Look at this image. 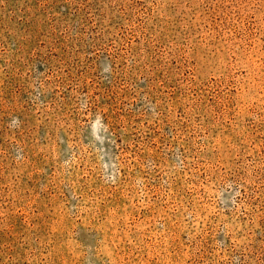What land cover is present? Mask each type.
Returning a JSON list of instances; mask_svg holds the SVG:
<instances>
[{
  "label": "rangeland",
  "instance_id": "obj_1",
  "mask_svg": "<svg viewBox=\"0 0 264 264\" xmlns=\"http://www.w3.org/2000/svg\"><path fill=\"white\" fill-rule=\"evenodd\" d=\"M0 264H264V0H0Z\"/></svg>",
  "mask_w": 264,
  "mask_h": 264
}]
</instances>
